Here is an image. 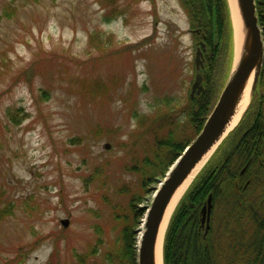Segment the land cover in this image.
I'll return each mask as SVG.
<instances>
[{
    "label": "rangeland",
    "instance_id": "obj_1",
    "mask_svg": "<svg viewBox=\"0 0 264 264\" xmlns=\"http://www.w3.org/2000/svg\"><path fill=\"white\" fill-rule=\"evenodd\" d=\"M189 30L181 0H0V264H103L139 189L135 114L194 80ZM163 177L139 193L136 238Z\"/></svg>",
    "mask_w": 264,
    "mask_h": 264
},
{
    "label": "trees",
    "instance_id": "obj_2",
    "mask_svg": "<svg viewBox=\"0 0 264 264\" xmlns=\"http://www.w3.org/2000/svg\"><path fill=\"white\" fill-rule=\"evenodd\" d=\"M255 1L258 22L264 28V0ZM181 2L187 11L195 43L204 41L206 46L204 68L201 71L204 88L193 97L188 94L176 108L155 110L150 115L135 114L136 127L130 132L133 133L130 147L134 154L128 168L137 175L139 189L131 194L127 213L122 216L114 210L113 218L120 223L121 228L111 250L104 253L103 264H137L135 228L144 211V208L138 206L142 198L139 193L146 190L156 176H165L172 163L199 133L218 96L216 85L219 79L213 81L218 77L213 72L224 66L225 58L232 54L227 0ZM263 76L264 68L255 92L257 97L249 105L244 118L224 138L204 170L193 179L177 203L165 232L163 264H264L261 246L264 239V217L261 216L263 220L260 221L257 212H264V206L256 205L257 200L245 196L264 192L256 189L260 186L254 182L256 179H264L261 169L263 165L257 161L261 151L258 150L255 156L252 148L258 132L264 130V96L261 95L264 90ZM162 99L165 103L175 100L169 96ZM253 120L255 123L252 126ZM245 164V172L239 175ZM247 179L252 181L242 189L241 184ZM235 181L239 184L237 188ZM209 194L214 200L211 231L212 235H218L217 239H211L210 232L204 236L201 228L200 210ZM240 194L244 196L240 197ZM221 197L226 204L224 213L232 216L235 213L240 217L239 223L226 222L222 230L218 222L220 208L217 207ZM239 201L253 203L252 206L245 203L241 205ZM248 214H255V217L249 218L251 216Z\"/></svg>",
    "mask_w": 264,
    "mask_h": 264
},
{
    "label": "water",
    "instance_id": "obj_3",
    "mask_svg": "<svg viewBox=\"0 0 264 264\" xmlns=\"http://www.w3.org/2000/svg\"><path fill=\"white\" fill-rule=\"evenodd\" d=\"M230 1L231 0H227L233 35V58L231 70L201 130L173 162L165 174V177L159 181V184L152 195V199L147 206L144 219L142 220V228L139 229L140 235L137 243V264H156V243L166 210L176 190L192 173L196 168V165L210 151V153H212L229 132L237 125L248 108L258 84L264 61V42L258 24L255 0H233L243 30V37L237 55L234 42V28ZM202 47L203 50L206 49L204 44H202ZM203 50L199 45L196 46L194 53L195 74L190 88L191 97L198 95L203 90V76L201 72L205 62ZM250 77L249 102L239 120L231 128H228L236 114L238 103ZM105 146L108 148L109 144L106 143ZM210 155L211 154H209V156ZM244 171L245 168L241 170V174ZM210 197L211 195L208 196L206 202L201 208V223H204L209 219L211 208ZM62 223L63 225H66L67 221L63 220Z\"/></svg>",
    "mask_w": 264,
    "mask_h": 264
},
{
    "label": "bare ground",
    "instance_id": "obj_4",
    "mask_svg": "<svg viewBox=\"0 0 264 264\" xmlns=\"http://www.w3.org/2000/svg\"><path fill=\"white\" fill-rule=\"evenodd\" d=\"M230 5H231L232 21H233V28H234V42H235L236 55H237L238 51H239V46H240V43H241V40L243 37V30H242L241 20H240L239 16H237V12H236L235 4H234L233 0L230 1ZM250 84H251V77L248 79V82H247V84L244 88V91L242 93V97L238 103L236 114L234 115V118H233V120L230 123V126L228 128H231L239 120V118L241 117L245 107L247 106V104L249 102ZM210 152L196 165V168L192 171V173L178 187V189L176 190V192H175V194H174V196H173V198H172V200H171V202H170V204L166 210V214L164 216V220L162 222L160 233H159L158 240H157L156 247H155L156 264H162V247H163L164 232H165V228L167 226L168 220L172 214V211H173L177 201L181 197V195L184 193V191L186 190L188 185L191 183V181L193 180L195 175L199 172L201 167L207 161L209 154H211ZM141 228H142V226L140 227V229ZM138 234H140V232Z\"/></svg>",
    "mask_w": 264,
    "mask_h": 264
},
{
    "label": "flooded vegetation",
    "instance_id": "obj_5",
    "mask_svg": "<svg viewBox=\"0 0 264 264\" xmlns=\"http://www.w3.org/2000/svg\"><path fill=\"white\" fill-rule=\"evenodd\" d=\"M254 123H255V121L253 120L252 121V123H251V125L253 126L254 125ZM263 125V124H262ZM253 148V150H254V152H255V156H256V153H257V151L258 150H260L261 152H260V155L258 156L257 155V161H258V164L259 165H263V167L261 168L262 170H263V172H264V130L262 129H260V131L258 132V137H257V140H256V143H255V145L252 147ZM246 166H247V164H245V166H243L242 168H241V170L243 169V168H245L246 169ZM244 173V172H243ZM242 173V174H243ZM241 174V171H239V175H242ZM251 179H247L243 184H241L242 185V189H244L246 186H247V184L248 183H251ZM255 183L257 182V185L258 186H260V187H258V188H256V189H258V190H264V179H262V180H260V179H256V181H254ZM235 183H236V188L237 187H239V184H238V182H236L235 181ZM263 184V185H262ZM256 186V185H255ZM240 197L241 196H244V194H240L239 195ZM246 197H252V199L254 200H257V202H256V205H258V206H264V192H261V193H254L253 195H245ZM207 198H208V196H207ZM207 198H206V200H207ZM206 200H205V202H206ZM219 201H218V203H217V207H218V209L220 208V214H219V217H218V222H219V224H220V229L222 230V226H225V224H226V222H232L233 224H236V223H239L240 222V217H237L236 215H235V213L233 214V216H232V214H226V213H224V211H225V206H226V204H225V202L223 201V198L221 197V198H219L218 199ZM204 202V203H205ZM239 202H241V201H239ZM244 201H242L240 204L241 205H244ZM252 203L253 202H248V204H246L245 203V205H249V206H252ZM210 204H211V208H210V214H209V219L206 221V222H204V223H201V228L203 229V234H204V236H206V234L207 233H209L210 232V238L211 239H213L214 237H215V239H217L218 238V235L216 234H214V235H212V231H211V222H212V217H211V214H212V210H213V207H214V200H213V197H212V195H211V197H210ZM239 204V203H238ZM239 204V205H240ZM257 212H258V216H259V219H260V221H262L263 219H261L260 217L261 216H263L264 217V212L263 211H261V210H257ZM248 215H250L251 217H249V218H253V217H255V214H248ZM245 219V218H244ZM200 221H201V217H200ZM246 221H252V219H246ZM262 248H263V256H264V239H263V242H262ZM264 259V258H263ZM210 260H211V258H210Z\"/></svg>",
    "mask_w": 264,
    "mask_h": 264
}]
</instances>
